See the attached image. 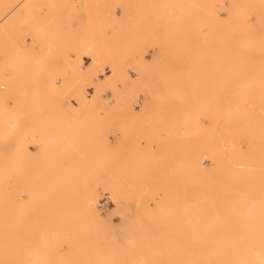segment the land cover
<instances>
[{"label":"rangeland","instance_id":"1","mask_svg":"<svg viewBox=\"0 0 264 264\" xmlns=\"http://www.w3.org/2000/svg\"><path fill=\"white\" fill-rule=\"evenodd\" d=\"M0 16V264H264V0Z\"/></svg>","mask_w":264,"mask_h":264},{"label":"bare ground","instance_id":"2","mask_svg":"<svg viewBox=\"0 0 264 264\" xmlns=\"http://www.w3.org/2000/svg\"><path fill=\"white\" fill-rule=\"evenodd\" d=\"M13 7V6H12ZM12 10V9H11ZM14 11V10H13ZM12 12V11H11ZM9 12L7 11V14H8ZM1 18H0V21L1 20H3V18H4V16H3V18H2V16H0ZM94 205H95V200L93 201V200H91V201H89V206H91V208H93L94 209ZM96 208V207H95Z\"/></svg>","mask_w":264,"mask_h":264}]
</instances>
